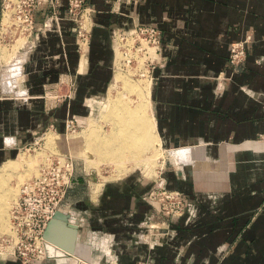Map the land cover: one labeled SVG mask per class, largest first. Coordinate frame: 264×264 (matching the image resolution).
<instances>
[{"label": "crops", "instance_id": "obj_1", "mask_svg": "<svg viewBox=\"0 0 264 264\" xmlns=\"http://www.w3.org/2000/svg\"><path fill=\"white\" fill-rule=\"evenodd\" d=\"M87 6L94 29L85 54L77 48L67 0H58L55 10L47 4L36 16L37 25L54 11L59 19L51 18V28L35 35L25 60L5 56L0 168L47 128L64 132L70 117L87 126L97 118L89 115L86 99L113 83L111 32L137 24L161 31L149 78L161 147L195 153L204 166L166 154L177 165L166 166L168 185L184 193L194 215L173 218L169 229L154 233L142 226L163 220L145 200L152 180L132 172L103 183L94 195L83 191L86 177L75 173L65 207L78 225L77 246L69 258L57 251L58 259L78 261L90 251L97 264H264V0H87ZM1 12L2 0L0 25ZM247 36L253 39L247 60L233 70L231 45ZM66 73L77 78L76 94L49 108L45 88ZM106 100L97 101L100 115ZM106 236L113 249L96 255L92 237L106 242ZM0 264L24 263L9 256L0 257Z\"/></svg>", "mask_w": 264, "mask_h": 264}, {"label": "rangeland", "instance_id": "obj_2", "mask_svg": "<svg viewBox=\"0 0 264 264\" xmlns=\"http://www.w3.org/2000/svg\"><path fill=\"white\" fill-rule=\"evenodd\" d=\"M38 1L41 4H38ZM47 4H49L51 8L54 7L53 10H55L57 6V5L53 6L51 2H44V0H2L1 25H0V72L2 71V76L0 77V79L2 81H0V87L2 83H5L4 78L7 77V75L9 74L7 71L8 68L6 69L7 67L6 65L8 61L5 60L6 58L5 56L8 54L7 57L8 56L10 58L14 57V59L17 56H21L22 60L24 61L32 45L33 38L35 37V35L42 30L44 31L46 29L51 28L52 26V22L50 21L51 18L53 17V19H56L54 17V14H51V16L48 17L42 25L36 24L37 23L36 16L41 11V8ZM91 15H92V23L94 26L93 11L91 12ZM88 17L89 16H84L83 18V21L86 20L84 23L86 27H90V18L88 19ZM27 18L29 20H33L32 23L33 28L27 27L28 24H30L29 22L25 21ZM137 25H143V24H137ZM134 26H130V27H134ZM116 28H122V27H116ZM235 42H243V43L246 42L247 56H248V48L250 44L253 42L252 37L247 36L246 38L237 40ZM135 57L137 58V60L133 59L126 66L122 63V58L120 61H118L116 58L115 69L116 66H118L121 67L124 71H126V73L124 72L125 74H129L133 72L134 74L132 76V79L134 80H139L145 77L147 78L148 75L150 78L151 66L149 67L147 66V64H146L147 67L145 66L146 62H144V56L139 52L136 54ZM123 58L127 59L125 57ZM144 68H146V72ZM143 72H145L146 75ZM66 75L67 76H63V78L65 79L60 84H56L57 81L48 84L51 86L54 84L57 85L55 88L54 87L51 88L50 86H47L48 87L47 92L52 93L53 96L57 97L55 99L56 100L58 99L57 101L58 105L63 103L67 99L66 96L69 94L67 81L69 79H71V82L75 83V90H73L72 92L73 97L75 96L76 94L75 92L78 89V82L76 76L71 75L69 73H66ZM13 81H14L13 83L17 84L19 79L16 80V78H14ZM110 85H111V81L108 82V84L106 85L107 86L105 90L106 92H104L102 95L100 94L97 95L96 97H92V98L88 97L86 99L89 115H91L94 112L97 117L95 121L92 120V122H90V126H92L93 128L92 131L95 130V132H98L97 130H100V132L103 131L104 134L106 133L109 134L110 132H112V125L107 123L104 118L100 120L101 117H99L100 114H99L98 106L96 104L98 100L105 101V99H107ZM7 90L4 89L3 92H8ZM131 97L132 99L136 98L135 94H131ZM49 100L52 101V99ZM49 100L46 102V100L44 99L47 105L51 104ZM91 101L93 102V104L96 102L95 103L96 106L94 105L92 106ZM70 118H68L67 120H69ZM73 119H74L73 124H71L69 127L68 125L65 124L64 132H60L56 130L55 127L52 126L44 130V132H42V134L39 135L38 139L35 142H33L30 145L23 146L19 149L17 156L13 160L6 163V165L8 166L10 164L9 167L5 168L6 165L4 164L0 168V175L4 177V181L0 183V191L5 190L4 192L7 196L6 197L7 203L5 209V211L7 210L6 211L7 214L5 212L4 216L0 218V245L2 242V238L5 237L6 234L11 233V220H10L11 208L19 198L20 189L23 183H25L27 180L37 175L40 166L50 161L54 156H57L58 154H68L73 157L76 168L75 173L78 172V174H81L82 176L86 177L83 191H86V188L92 189L93 191L94 186H96L97 184H101L100 185V189H101L103 183L109 180L111 181V180H116V178L124 177L132 172L139 174L142 180H146V181L152 180L153 185L161 176L162 177L165 176L166 166L168 165V163L171 164L172 162L171 159L167 156L168 155L167 153L163 154L161 157L159 156L157 159L158 161L156 160L150 165L141 164V165H136L134 167L132 162H128L126 164H115L112 161L108 162L106 158L108 157V155L106 156V150L101 149V145L98 142V140L97 141L92 140V144H90L89 138H87L88 137L87 134L90 132V130L88 129L91 127L89 126V128L87 129L88 127L87 121L84 122L77 120L75 118ZM89 144L91 145L90 147H88ZM172 165L175 167L177 166L173 162ZM147 236L149 237V235ZM83 237L84 236L81 237L82 240L84 239ZM106 238H109V236H106ZM153 238H155L156 240V235L155 236L151 235V240H153ZM92 240L95 244L93 253H96V255L106 254L108 252V250L106 249L112 248L107 246V242L108 243L112 242L110 238L109 240H106V242H104L102 239L99 238L97 239L93 237L91 241ZM114 242L115 239L113 240V243ZM57 251L55 253L56 257H53L51 259H46L45 261H43V264H88V263L97 264L100 262L99 257L98 258H95L97 256H93V258L90 257L91 255L90 251H88L86 255L84 253L83 258H81V260L75 261L74 259L73 260L66 259L60 261L58 259L59 253ZM9 256L11 257L14 255L12 252L10 251L8 252L7 250L1 248L0 246V257H9Z\"/></svg>", "mask_w": 264, "mask_h": 264}, {"label": "built area", "instance_id": "obj_3", "mask_svg": "<svg viewBox=\"0 0 264 264\" xmlns=\"http://www.w3.org/2000/svg\"><path fill=\"white\" fill-rule=\"evenodd\" d=\"M44 2H51L55 6L58 0H44ZM38 4L41 3L38 1ZM86 5V0H67L68 18L73 22L72 31L75 34L77 48L80 53L82 52L81 54H85L88 50L94 29L92 9ZM53 14L58 20L57 13L54 11ZM84 16H89L90 27L85 26ZM25 21L30 23L27 27L33 28V20L27 18ZM110 36L115 58L117 55H121L122 63L125 66L133 59L137 60L135 56L140 52L144 56L145 66L147 64L150 67L155 62L161 48V31L157 26L151 24L116 28ZM151 49H153L154 54H152ZM246 58V42H233L229 54L230 67L233 70L239 69L245 63ZM63 76L67 75H62L56 84L64 81ZM67 82L69 94L66 98L70 99L73 97L72 92L75 90V83L71 82V79ZM47 86L55 88L57 85ZM47 86L43 98L46 102L52 99L53 102L49 100L51 104L48 107L54 108L58 105V99L56 100L57 97L47 92ZM73 121L74 119L70 118L66 125L69 127ZM75 169V161L72 156L58 154L50 161L42 164L37 175L23 183L19 198L11 208V233L2 238L1 248L12 252L24 264L33 262L43 264L46 259L56 257L55 253L59 247L45 237V232L57 211L65 213L69 211L65 207V199L73 184ZM145 200L151 203L163 218L162 221H156L154 224L143 223L142 225L148 228L149 232L151 229L154 230L153 232L160 228L169 229L170 221L173 218L183 216L186 213H189L190 216L194 215L193 205L187 201L180 189L171 188L168 185L165 176H161L155 182L145 195ZM69 215L72 219L71 214ZM145 238L148 239L149 237L146 235Z\"/></svg>", "mask_w": 264, "mask_h": 264}, {"label": "bare ground", "instance_id": "obj_4", "mask_svg": "<svg viewBox=\"0 0 264 264\" xmlns=\"http://www.w3.org/2000/svg\"><path fill=\"white\" fill-rule=\"evenodd\" d=\"M151 52L154 54L153 49H151ZM116 58L118 61L121 60L120 55ZM144 69L146 72V68ZM115 71L108 98L101 110V119L99 118L100 120L104 118L107 123L112 125V132L104 134L103 131L100 132V130H97L98 132H95V130L92 131L93 128L89 124L87 129L89 126L91 128L88 129L90 132L87 134V138H89L90 144H92V140H98L101 149L106 150V156L108 155V157H106L107 161H112L115 164L132 162L134 167L141 164L150 165L155 162L159 156L161 157L163 154L167 153L180 162L189 158L193 167L200 168L202 164L204 166V161L202 162L200 158H197L195 153L190 151L186 152L182 149L164 151L161 147L160 138L155 127L153 108L150 99L149 77L134 80L132 79L133 72L125 74L126 71L118 66H116ZM145 72L143 73L145 74ZM131 94H135L136 98L132 99ZM90 144L88 147L91 146ZM201 153L200 151V155ZM9 166L6 165L5 168ZM2 181H4V177L0 175V183H2ZM100 185L101 184H97L94 186V195L100 191ZM4 191L5 190L0 191V218H2L7 211H5L7 196ZM55 234L62 241H66L65 231L61 229V227L56 230ZM57 249L60 255L67 256L63 248L59 246Z\"/></svg>", "mask_w": 264, "mask_h": 264}, {"label": "water", "instance_id": "obj_5", "mask_svg": "<svg viewBox=\"0 0 264 264\" xmlns=\"http://www.w3.org/2000/svg\"><path fill=\"white\" fill-rule=\"evenodd\" d=\"M60 227L65 231L66 241H62L55 234L56 230ZM78 232V225L70 222V215L63 211H57L53 219L48 224L45 237L52 243L63 248L67 255L72 256L75 253L77 246Z\"/></svg>", "mask_w": 264, "mask_h": 264}]
</instances>
